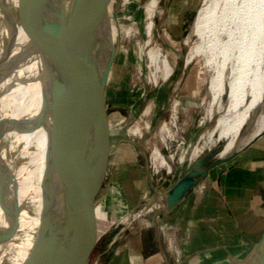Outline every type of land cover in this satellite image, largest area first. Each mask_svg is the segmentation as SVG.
<instances>
[{
	"label": "rangeland",
	"instance_id": "1",
	"mask_svg": "<svg viewBox=\"0 0 264 264\" xmlns=\"http://www.w3.org/2000/svg\"><path fill=\"white\" fill-rule=\"evenodd\" d=\"M202 3L203 0H160L159 8L164 14L155 16L159 26L155 38L163 44L169 41L180 46L191 33ZM142 10L138 5L133 12L126 11L136 19L140 36L118 43L116 58L104 76L111 152L93 202L102 204L108 219L99 221L101 231L95 240L91 235L79 236L77 241L68 242L73 244L62 253L64 257L56 248L48 264H84L86 260L89 264H165L163 248L172 264H224L228 258H232V264H239L264 233V137L253 146L255 150L241 155L253 162H243L238 157L210 170L177 214H168L160 205L154 210L142 207L150 188L145 155L154 184L159 193L165 194L163 183L174 177L176 169L183 176L203 157L215 159L225 144L223 140L216 142L217 133L211 141L208 138L223 111H218L216 105L211 114L207 111L212 97L209 73L201 57L184 67L180 56L178 67L167 80L160 79L158 84L147 81L150 69L146 59H140L139 39H145L146 24L143 15L139 19ZM118 14L124 15L121 8ZM2 19L0 8V29ZM191 39L199 40V36L194 34ZM181 47L180 52L185 54L187 48ZM222 101L227 103V90ZM163 125L167 130H161ZM132 127H137L139 133L134 134ZM244 127L242 135L246 136L255 128V116ZM196 146H201L202 152L193 159ZM153 147L159 148L169 161L174 157L173 171L167 173L163 167L156 170L151 164ZM208 165L209 162L203 166ZM84 190L79 182L69 197V203L79 205L80 211L87 207L81 198ZM241 208L247 209L240 211ZM139 210L143 212L137 214ZM156 214L160 225L155 222ZM81 216L82 212L77 216L66 213L60 236L69 234ZM38 223L39 220L36 226ZM132 250L137 254L135 263L131 260Z\"/></svg>",
	"mask_w": 264,
	"mask_h": 264
},
{
	"label": "water",
	"instance_id": "2",
	"mask_svg": "<svg viewBox=\"0 0 264 264\" xmlns=\"http://www.w3.org/2000/svg\"><path fill=\"white\" fill-rule=\"evenodd\" d=\"M90 1L20 0L21 6L8 10L1 5L6 14L0 29V35L5 34L0 56V107L17 83H24L19 74L29 53H41L50 64L49 73L42 79L40 110L35 120L33 118L36 129L43 128L47 133L41 210L35 238L22 264H48L57 247L74 240L79 232L88 229V219L94 207L93 194L104 177L111 152L107 137L109 125L104 76L116 58L117 44L112 31L104 55L99 56L94 32L89 25ZM98 2L106 4L105 0ZM111 5L109 19L115 23L119 0H111ZM23 20L30 24L31 43L28 49L17 43L18 24ZM26 122L27 117L0 121V149L9 140L7 135L22 128ZM263 133L224 158L216 156L212 160L210 156L203 157L183 176L176 169L174 177L163 183L166 188V212H176L207 178L210 170L235 158ZM139 149L142 151L140 146ZM145 158L152 187L154 182L149 160L146 155ZM208 162V166H203ZM79 182L85 188L81 194L87 202L84 211H80L79 205L69 203L70 194ZM18 185L15 171L6 157L0 154V206L5 217L4 224H0V252L16 235L20 216L25 211L17 196ZM81 212L77 226L69 234L60 236L65 214L75 216ZM252 250L241 262L249 259L248 264H264V233ZM163 255L166 263L171 264L165 248ZM6 261L2 262L7 264ZM84 264H89V260Z\"/></svg>",
	"mask_w": 264,
	"mask_h": 264
},
{
	"label": "bare ground",
	"instance_id": "3",
	"mask_svg": "<svg viewBox=\"0 0 264 264\" xmlns=\"http://www.w3.org/2000/svg\"><path fill=\"white\" fill-rule=\"evenodd\" d=\"M105 3L104 5L98 0H91L89 4L91 8L89 9V25L94 32L93 37L99 56L104 55L112 31L117 46L121 40L139 38L140 31L134 24L136 19L132 14H126V11L133 12L138 5H141L143 10L138 17L141 19L143 15L146 24L145 39H139L140 59L145 58L146 66L150 69L147 81L158 84L160 79L167 80L178 67L180 56L184 67L197 56L203 59V65L209 73L208 90L212 97L207 111L211 114L215 105L218 111H223L214 129L208 133L210 141L213 134L217 133L216 142L218 140L225 142L222 150L217 152L218 158H224L241 149L264 131V0H203L192 31L183 39L180 46H175L169 41L163 44L155 38L156 31L159 29L155 16L164 14L163 9L159 8L160 0H119V9L121 8L124 15L120 16L117 11L115 23L109 19L112 11L111 0H105ZM1 5L8 10L21 6V2L20 0H0V8ZM5 14L6 11L3 12V19ZM194 34L199 36V40L191 39ZM0 36L1 56L5 34L3 36L1 33ZM30 40V24L27 20H23L18 24V46L28 49ZM181 46L187 48L185 54L180 52ZM49 65L41 53L36 51L29 53L19 74L24 83H17L3 99L2 107H0V121L7 118H28V122L22 128L7 135L6 138L9 140L3 143L0 149V154L6 157L16 173V182L19 184L17 196L25 208L20 216L16 235L11 242L1 248L0 264L6 261V257L7 264H22L23 258L28 255L38 227L36 222L39 220L42 202L41 182L46 161L47 133L43 128L36 129L33 118L35 120L40 110L42 79L49 73ZM226 90L227 103L224 105L222 100ZM104 97L106 98L105 95ZM252 116H255V128L251 133L243 136L242 129H245L244 126ZM161 130H167L166 126L163 125ZM132 132L137 134L139 129L134 127ZM158 149L151 151V164L156 170L163 167L167 169V173L173 171L174 157L171 156L169 161ZM200 152L202 147L196 146L192 151V158L195 159ZM165 198V194L159 193L158 186L154 184L147 191L141 204L145 210H154L159 205L161 209H165ZM69 208L76 209L72 206ZM134 212L135 210H133V216L136 215ZM140 212L143 211L139 210L137 214ZM157 214L154 219L160 225L161 219H157ZM107 219L108 214L102 208V204L94 205L88 219V229L79 232L72 240L77 241L83 234L91 235L92 240H95L101 231L99 221ZM4 222L5 217L0 206V224ZM71 244L73 242L70 244L66 242L57 247L61 257H64L62 253H66L67 247ZM252 251L251 249L249 253ZM136 255L132 250L133 263L137 262ZM248 263L249 259L239 264ZM224 264H232V258H228Z\"/></svg>",
	"mask_w": 264,
	"mask_h": 264
},
{
	"label": "crops",
	"instance_id": "4",
	"mask_svg": "<svg viewBox=\"0 0 264 264\" xmlns=\"http://www.w3.org/2000/svg\"><path fill=\"white\" fill-rule=\"evenodd\" d=\"M264 137V133L263 134H261V135H259L255 140H253L246 148H244L235 158H233L232 160H230V161H233V160H235L236 158H238V157H240V158H243L242 159V161L243 162H249V161H252L253 159H248L247 157L245 158V157H241V155H242V153H244V152H247V151H251V150H255V149H253V146H255V144H256V142H259V140H260V138H263ZM229 161V162H230ZM253 162V161H252ZM228 163V162H227ZM210 173V172H209ZM209 175V174H208ZM208 177V176H207ZM188 200V199H187ZM183 205V204H182ZM182 205H181V207H182ZM181 207H179L177 210H176V213L175 214H177L178 213V211L180 210V208ZM247 208H241L240 209V211H243V210H246ZM249 209H253V208H248V210ZM227 211L228 212H231V210L230 209H227ZM162 238L161 239H159V244L161 245V243H162ZM167 252V251H166ZM167 255H168V258H169V260H170V262H171V259H170V256H169V254H168V252H167ZM163 259H164V262H165V264H167L166 263V260H165V258L163 257ZM172 264V263H171Z\"/></svg>",
	"mask_w": 264,
	"mask_h": 264
}]
</instances>
